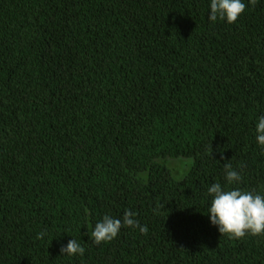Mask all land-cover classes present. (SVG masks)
Returning <instances> with one entry per match:
<instances>
[{"label":"trees","instance_id":"trees-1","mask_svg":"<svg viewBox=\"0 0 264 264\" xmlns=\"http://www.w3.org/2000/svg\"><path fill=\"white\" fill-rule=\"evenodd\" d=\"M245 2L229 24L209 0H0V264H264V234L207 214L226 164L264 194V0ZM125 210L148 231L94 243Z\"/></svg>","mask_w":264,"mask_h":264},{"label":"clouds","instance_id":"clouds-1","mask_svg":"<svg viewBox=\"0 0 264 264\" xmlns=\"http://www.w3.org/2000/svg\"><path fill=\"white\" fill-rule=\"evenodd\" d=\"M250 2L255 3V0ZM247 6L245 0H209L208 19L212 22L223 20L231 24L237 21ZM255 140L264 149V114L259 115L255 123ZM224 175L225 185L215 182L206 189L210 196L207 209L210 223L216 226L220 233L233 238L244 237L246 234H264V194L239 186L229 187L238 185L242 180L241 172L234 169L231 164L225 165ZM135 217L136 213L131 210H125L122 218L105 214L94 224L91 239L96 244L112 241L122 226L147 232V226L141 225ZM39 235L43 236L44 233ZM60 252L68 256H83L85 247L72 238L66 245L61 246Z\"/></svg>","mask_w":264,"mask_h":264},{"label":"rangeland","instance_id":"rangeland-1","mask_svg":"<svg viewBox=\"0 0 264 264\" xmlns=\"http://www.w3.org/2000/svg\"><path fill=\"white\" fill-rule=\"evenodd\" d=\"M190 164H191V163H190ZM186 170H187V169H186ZM181 174H182V173H181ZM183 174H184V173H183ZM183 174H182V175H183ZM182 175H181V176H182ZM175 176H176V175H175ZM181 176H180V175H179V176H176V178H180Z\"/></svg>","mask_w":264,"mask_h":264}]
</instances>
